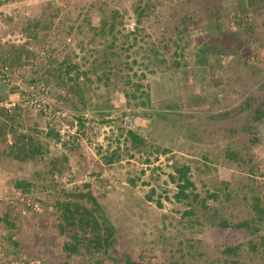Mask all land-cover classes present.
I'll use <instances>...</instances> for the list:
<instances>
[{"label": "rangeland", "instance_id": "rangeland-1", "mask_svg": "<svg viewBox=\"0 0 264 264\" xmlns=\"http://www.w3.org/2000/svg\"><path fill=\"white\" fill-rule=\"evenodd\" d=\"M60 2L0 0V61L31 57L1 41L6 32L27 33L30 45L45 51L32 55L33 64L52 74L51 84L74 107L63 106L83 118L82 126L69 127L59 140L54 129L46 133L41 116L22 108L11 119L0 113V216L6 213L15 224L0 220L2 232H13L22 248L45 264H126V256L141 264H230L232 256L222 248L235 244L242 258L238 264H260L264 216L259 220L252 204L258 197L264 205V117L251 119L254 108L264 106V59L233 68L229 56L219 55L220 65L200 66V49L217 35L204 27L221 5L217 0ZM193 7L209 11H201L192 24L182 15ZM102 18L108 23L102 25ZM254 18L261 23L262 13ZM260 32L264 36V25ZM67 65L75 67L66 72ZM28 74L15 76V82L25 83ZM70 86L81 95L70 93ZM6 97L0 94V101ZM15 108L20 109H4L13 113ZM233 108L223 117L209 116ZM176 121L182 126L174 127ZM229 124L237 130L226 132ZM128 129L144 137L140 150L126 138ZM228 144L251 160L224 156ZM22 145L31 153H21ZM115 151L119 156L105 163ZM181 165L188 166L192 185L178 199L169 174ZM16 180L27 181L28 191L16 188ZM82 190L96 198L115 227L107 253L80 246L78 254L68 256L62 247L78 230L61 217L69 213L67 200L92 206L64 193ZM22 195L38 203V210L20 215L17 197ZM222 218L253 219L257 229L249 235L242 227L219 226ZM251 241L258 243L256 252Z\"/></svg>", "mask_w": 264, "mask_h": 264}, {"label": "trees", "instance_id": "trees-1", "mask_svg": "<svg viewBox=\"0 0 264 264\" xmlns=\"http://www.w3.org/2000/svg\"><path fill=\"white\" fill-rule=\"evenodd\" d=\"M221 5H216L211 14H213V21L211 18H208V25L204 26L205 28L211 30V32L217 33L215 39L213 38L210 42L206 43L205 48L200 49V52L203 54L202 58L199 59V63L202 64L200 66H206L207 69H212L215 65L219 64V55L220 56H229V62L228 65H230L233 68H241L244 65L247 66H255L257 64H261V62L264 59V36L260 35V27L264 25V17L261 20V23L257 22L254 18L255 12L260 9L263 11L264 9V0H217ZM224 2H227L226 5ZM224 4V5H223ZM55 8V7H54ZM201 11H209L203 8V10H200V8H192L189 11H187L186 14L182 15V19L184 21L189 20L190 23H197L199 17L201 16ZM142 13V12H140ZM209 13V12H208ZM112 17L115 16V11L110 15ZM107 19L102 18V25L107 24ZM31 24H27V26ZM230 25V26H229ZM27 26L25 28H27ZM209 26V27H207ZM113 27V23L109 24V29L111 30ZM100 31L104 30V27L102 26ZM220 32V33H219ZM15 44V43H11ZM19 49L21 52L27 53L25 51L24 46H20ZM45 54V53H44ZM7 57H3V62L9 63V65L13 67H17L23 64V62L20 60L12 59L11 62L7 60ZM251 60L249 61V59ZM67 62V60H65ZM33 64V62H32ZM30 65V68L28 70V77L30 78V81L34 80H44L47 83H51L52 80V74L47 69H41L36 68L37 64ZM35 67V68H34ZM75 67V65H67L66 72L70 70V68ZM264 69V63L262 65ZM203 68V71L206 70ZM198 77H202L203 74H197ZM51 76V79H50ZM239 77V75H237ZM232 83V81H229ZM78 84V82H76ZM78 86V85H77ZM56 91H58L56 93ZM63 92V90H61ZM70 93H75L77 95H81L80 90L77 87L70 86L69 90ZM54 95L56 98H58V104L62 106L63 109H65L67 113V118L65 119V122L70 125V127L75 126L78 124L79 126L83 125V118L80 115L75 114L73 111H70L68 108H65L63 106L64 102H67L71 105V107H74L71 103V100L67 98L63 93L60 92V89H55ZM204 97V96H203ZM202 97V98H203ZM61 100V101H60ZM207 100V99H205ZM246 102L249 103V100L246 99ZM19 107V106H17ZM15 108L13 113H9L8 110L0 107V113L3 114V116L7 117L8 119H11L13 115H19L20 111L22 110L21 107ZM234 111L233 109H226L220 112H216L213 114H210V118H213L214 116L223 117V115H228L229 112ZM71 112V113H70ZM13 114V115H12ZM264 117V106H257L254 108V115L251 120L253 121H260ZM74 121H76V124L74 125ZM177 124L174 122V127H181L182 125L176 121ZM251 126V123L248 124ZM1 126V124H0ZM1 129L3 127L1 126ZM47 134H52L53 129L51 127L46 128ZM205 129V128H204ZM55 130V129H54ZM237 128L232 125H227L226 132L233 133L236 131ZM207 132V129L205 130ZM127 137L131 140L132 147L135 150H140L142 146L145 145V139L143 136H141L138 132L134 131L133 129H128L126 131ZM54 135L57 139H61L60 134L57 130L54 131ZM251 138V137H250ZM254 141L257 140L256 137H252ZM16 143V140L14 141ZM27 147L26 145H22V152L24 155L27 153H31V151L24 150V148ZM247 149V148H246ZM36 150H38L36 148ZM33 151V150H32ZM18 154L15 153L16 156ZM119 154L115 151L111 155L105 157V163H110L113 161L114 157H118ZM227 158L234 159L236 161L240 160H251V155L242 157V154H240V149L235 147H231L230 144H228L225 148V154ZM206 157V156H205ZM54 167L57 168V165H54ZM175 173H170L169 177L172 181H175L176 186L178 188L177 192L175 193L176 198H181L186 196V189L192 185V182L189 180L187 176V172L189 170L188 166H174ZM133 181V180H132ZM15 187L22 190L23 192L28 191L29 183L27 181L22 180H16L14 183ZM90 184L88 182H84L83 186L87 189V187ZM71 196H74L78 199H88L92 206H86L85 204H82L80 201L74 202L69 201L66 203L67 211L69 212L68 215L64 214L61 215V217L64 219V223L68 227H76L78 230L72 232L69 234L71 240L68 242H65L63 244V249L67 253V255L72 254H78L80 252L79 247L83 246L86 248L87 251L89 249H93L94 251L101 250L104 253H107L108 248L113 244L115 238V227L110 222V220L103 214L102 208L100 204L97 202L96 198L88 191H79V192H65L64 197L70 198ZM252 207L254 208V211L256 212L257 218L260 220L264 216V205L259 203V198L255 197L254 204H252ZM30 214V213H29ZM27 213V215H29ZM0 220L5 221L8 225L14 226L13 222L7 219V214L4 213L3 216H0ZM254 220L246 218L240 222L237 223H230L225 220V218L220 220L218 222L219 226H229V225H235L237 227H242L247 230V232L250 234H253V230H256L257 227L254 223H252ZM59 228L60 231H63L64 225L59 221ZM0 237L1 242L3 243L4 247L8 248L14 253L22 252L27 255L29 252H26L24 248H22V243L19 242L16 238L13 232H2L3 229L0 228ZM88 233H91V236H87ZM262 242V240H261ZM250 249L253 252H256L258 250V243L251 241L249 245ZM239 249L240 245H226L222 248V251L224 254L231 255V262L230 264H238L241 262V256L239 255ZM45 260V259H44ZM125 263L126 264H141V262H135L131 260L128 256L125 257ZM248 264V263H246ZM260 264H264V260L260 261Z\"/></svg>", "mask_w": 264, "mask_h": 264}, {"label": "built area", "instance_id": "built-area-1", "mask_svg": "<svg viewBox=\"0 0 264 264\" xmlns=\"http://www.w3.org/2000/svg\"><path fill=\"white\" fill-rule=\"evenodd\" d=\"M12 39H15V43L18 44L23 43L28 38L21 33H8L2 38V42H12ZM27 48L30 51H36L35 53L37 54L45 53L43 50H36V48L32 47L30 44ZM31 61L33 62L32 56L25 59V61H22L23 64L17 67L9 66L7 64L0 65V83L11 85V87L7 89V92L8 90H11V93H5L7 97L0 101V106L6 109L19 106L23 110H27L31 115L41 116L47 121V127L57 130L61 138H63L65 133H67L71 127L65 122V119L67 118L65 109L55 101L54 84L47 83L44 80H34L25 83L12 80L13 76L20 78L27 73ZM60 92L62 93L61 90ZM75 124L76 121H74V125ZM17 198V201L20 202V205H18L19 207H17L20 215H27V210L29 209L38 210V203L34 202L29 196L22 195ZM1 199L4 198L0 197V200ZM10 202L13 201L10 200ZM0 264H45V260L39 256H31L22 252H12L4 247L0 237Z\"/></svg>", "mask_w": 264, "mask_h": 264}, {"label": "clouds", "instance_id": "clouds-1", "mask_svg": "<svg viewBox=\"0 0 264 264\" xmlns=\"http://www.w3.org/2000/svg\"><path fill=\"white\" fill-rule=\"evenodd\" d=\"M61 0H55V3H57V5H58V3H61L60 2ZM59 7V6H58ZM8 33H12V32H6V34H5V36L8 34ZM14 33V32H13ZM21 34H23L24 36H26L28 39L26 40V41H24L23 43H18V44H11L12 46H14V47H20V46H24V48H25V51H27V53H25L27 56H29V55H33V54H36V55H40V56H43L44 54H37V53H35L36 51H30V50H28V48H27V46L29 45V44H31L32 43V38L27 34V33H25V32H22ZM4 36V37H5ZM2 41V40H1ZM3 42H6V43H12L11 41H3ZM37 50V49H36ZM34 52V53H33ZM33 58V57H32ZM34 60V59H33ZM7 92V90L5 91V93ZM5 93H3L4 95H6ZM62 139V138H61ZM26 216V215H25Z\"/></svg>", "mask_w": 264, "mask_h": 264}, {"label": "water", "instance_id": "water-1", "mask_svg": "<svg viewBox=\"0 0 264 264\" xmlns=\"http://www.w3.org/2000/svg\"><path fill=\"white\" fill-rule=\"evenodd\" d=\"M9 87H11V85H9V84H0V94L5 93V91H6Z\"/></svg>", "mask_w": 264, "mask_h": 264}, {"label": "bare ground", "instance_id": "bare-ground-1", "mask_svg": "<svg viewBox=\"0 0 264 264\" xmlns=\"http://www.w3.org/2000/svg\"><path fill=\"white\" fill-rule=\"evenodd\" d=\"M2 64H7V65H9L8 63H6V62H2V61H0V65H2ZM10 66V65H9ZM26 74V73H25ZM24 74V75H25ZM27 74H28V72H27ZM24 75H22L21 77L23 78L24 77ZM12 80H14L15 81V76H13L12 77ZM26 82H30V78H28V80L26 81ZM7 83V82H6ZM0 84H3V83H0Z\"/></svg>", "mask_w": 264, "mask_h": 264}, {"label": "crops", "instance_id": "crops-1", "mask_svg": "<svg viewBox=\"0 0 264 264\" xmlns=\"http://www.w3.org/2000/svg\"><path fill=\"white\" fill-rule=\"evenodd\" d=\"M256 12H260V13H262V16L264 17V9H263V11L260 10V9H258ZM256 12H255V13H256Z\"/></svg>", "mask_w": 264, "mask_h": 264}]
</instances>
